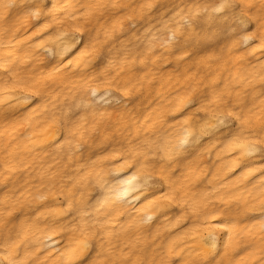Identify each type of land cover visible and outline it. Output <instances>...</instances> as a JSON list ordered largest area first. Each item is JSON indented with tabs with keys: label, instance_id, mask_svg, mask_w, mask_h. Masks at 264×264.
Here are the masks:
<instances>
[{
	"label": "clouds",
	"instance_id": "1",
	"mask_svg": "<svg viewBox=\"0 0 264 264\" xmlns=\"http://www.w3.org/2000/svg\"><path fill=\"white\" fill-rule=\"evenodd\" d=\"M0 264H264V0H0Z\"/></svg>",
	"mask_w": 264,
	"mask_h": 264
},
{
	"label": "bare ground",
	"instance_id": "2",
	"mask_svg": "<svg viewBox=\"0 0 264 264\" xmlns=\"http://www.w3.org/2000/svg\"><path fill=\"white\" fill-rule=\"evenodd\" d=\"M185 99H186V97H184V96L176 97V100H175L176 107H179L184 102ZM206 167H207L206 162L204 160H201L199 157H193L185 165L186 170H191V169H196V168L206 169ZM157 195H162V193H157ZM152 198H155V197H152ZM13 215H15V214H13ZM195 228H196V226H192L193 234L195 232ZM183 239H184L183 231L175 232V234L173 236H170L168 238L167 244H168L170 252L173 249L175 250V256H171L172 259H177L180 255H182V249L180 247H177V245L180 244ZM240 247H247V244L233 245V250L239 251ZM242 255H244V254H242Z\"/></svg>",
	"mask_w": 264,
	"mask_h": 264
}]
</instances>
